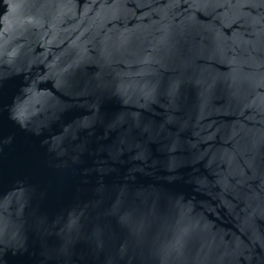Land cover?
I'll return each mask as SVG.
<instances>
[{"label": "water", "instance_id": "95a60500", "mask_svg": "<svg viewBox=\"0 0 264 264\" xmlns=\"http://www.w3.org/2000/svg\"><path fill=\"white\" fill-rule=\"evenodd\" d=\"M0 264H264V0H0Z\"/></svg>", "mask_w": 264, "mask_h": 264}]
</instances>
